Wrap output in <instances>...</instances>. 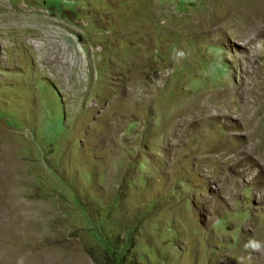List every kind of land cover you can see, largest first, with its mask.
Here are the masks:
<instances>
[{"label": "rangeland", "instance_id": "obj_1", "mask_svg": "<svg viewBox=\"0 0 264 264\" xmlns=\"http://www.w3.org/2000/svg\"><path fill=\"white\" fill-rule=\"evenodd\" d=\"M0 264H264V0H0Z\"/></svg>", "mask_w": 264, "mask_h": 264}, {"label": "bare ground", "instance_id": "obj_2", "mask_svg": "<svg viewBox=\"0 0 264 264\" xmlns=\"http://www.w3.org/2000/svg\"><path fill=\"white\" fill-rule=\"evenodd\" d=\"M247 17V20H252L253 18L252 17H248V16H246ZM259 20V19H258ZM9 22V21H8ZM249 22V23H248ZM245 21V23H247V24H249V26H252V25H250L251 23H253V21ZM247 24H245L244 25V27L245 26H248ZM231 97H232V94L231 93H227V92H222V94L220 95V98H221V101H222V103H224V104H231V103H233V99H231ZM229 107V106H228ZM230 108V107H229ZM194 109V108H193ZM196 109H198V108H196ZM195 111V110H194ZM198 112H200V110H197ZM244 111H247V109H244ZM197 112V113H198ZM201 113V112H200ZM199 113V114H200Z\"/></svg>", "mask_w": 264, "mask_h": 264}, {"label": "clouds", "instance_id": "obj_3", "mask_svg": "<svg viewBox=\"0 0 264 264\" xmlns=\"http://www.w3.org/2000/svg\"><path fill=\"white\" fill-rule=\"evenodd\" d=\"M248 246H251L253 249H259L260 245L255 241H250V244Z\"/></svg>", "mask_w": 264, "mask_h": 264}]
</instances>
